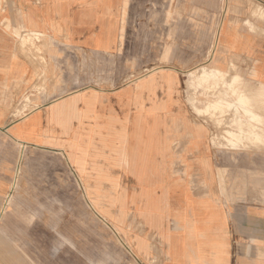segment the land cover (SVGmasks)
<instances>
[{
    "label": "crops",
    "instance_id": "crops-1",
    "mask_svg": "<svg viewBox=\"0 0 264 264\" xmlns=\"http://www.w3.org/2000/svg\"><path fill=\"white\" fill-rule=\"evenodd\" d=\"M11 5L24 28L49 40L48 86L36 91V67L0 30V213L21 147L66 149L65 160L77 175L96 149V132H106L115 164L134 174L141 188L157 183L133 208L142 232L130 244L143 264H264V149L213 146L209 127L193 123L181 105L176 70L196 65L208 51V68L264 87V0ZM135 18L142 21L140 47L122 40ZM150 28L161 68L134 84L96 87L99 61L110 64L113 77L125 75L136 53L148 49ZM22 95L30 100L23 110ZM166 164L193 165L203 186L187 185L189 171L171 176Z\"/></svg>",
    "mask_w": 264,
    "mask_h": 264
},
{
    "label": "rangeland",
    "instance_id": "rangeland-1",
    "mask_svg": "<svg viewBox=\"0 0 264 264\" xmlns=\"http://www.w3.org/2000/svg\"><path fill=\"white\" fill-rule=\"evenodd\" d=\"M0 13L3 16L0 30L16 46V53L36 67V91L46 92L48 57L44 44L49 40L20 24L11 0H0ZM261 17L264 18V14ZM141 22L139 18L129 20L132 28L127 35H122V40L126 38L140 47ZM153 31L150 28L151 35L145 34L148 49L136 53L138 62L134 60L125 75L115 78L107 61L101 60L100 64L97 61L96 87L134 84L155 74L163 60L156 59ZM202 55L196 65L176 69L181 105L189 118L193 123L209 127L213 146L247 151L264 149V87H257L244 77L238 78L221 68L218 70L222 73L201 75L202 69L211 70L209 52ZM201 65L206 68H199ZM190 69L194 71L188 79L185 71ZM237 96H244L245 103L259 120H251V113L237 106ZM218 98L224 106L205 108L208 102ZM18 103L22 110L30 107L27 95H22ZM109 135L111 133L96 132V149L90 150L84 173L77 175L65 160L62 151L66 149L20 148L10 189L4 197L7 203L0 213V264H143L133 254L130 244L131 237L142 232V224L133 208L142 198L141 193L155 189L157 183L141 188L134 174L116 165L109 152L114 148L107 142ZM149 135L155 136V133ZM138 165L140 167L141 163ZM187 166L166 164L165 168L171 176L189 171L185 175L189 178L187 185L203 186L193 174L196 171L193 165ZM220 183L224 185V181H219L222 186ZM245 187L251 189L252 181H245ZM157 258L156 255L154 260Z\"/></svg>",
    "mask_w": 264,
    "mask_h": 264
},
{
    "label": "bare ground",
    "instance_id": "bare-ground-1",
    "mask_svg": "<svg viewBox=\"0 0 264 264\" xmlns=\"http://www.w3.org/2000/svg\"><path fill=\"white\" fill-rule=\"evenodd\" d=\"M138 62V61H137ZM206 68V67H205ZM198 70V69H197ZM196 72V71H195ZM197 73V72H196ZM222 73L220 70H218L217 68L213 67L211 68V70H206V69H202L201 70V75H209V74H219ZM193 74L191 71L189 72V75ZM224 74V73H223ZM211 78V77H210ZM219 78V77H218ZM240 78V77H239ZM199 79V78H198ZM216 79V78H215ZM240 80V79H239ZM201 82V81H200ZM234 88V87H233ZM235 89V88H234ZM237 89V88H236ZM242 91V90H241ZM262 92H264V88L262 90ZM238 93V91L236 92ZM243 95V94H242ZM249 101V100H248ZM251 101V100H250ZM246 100L244 98V96H237V106L240 105L241 108H243L246 112L251 113V120H259V116L257 114H253V112L251 111V108L249 106V104L245 103ZM227 105H232V103L230 104L229 102H224ZM252 103V102H251ZM224 106L222 99L218 98L213 100L212 102H208L207 105L205 106V108H215L218 106ZM233 111V110H232ZM243 111V110H242ZM239 128V127H238ZM242 133V132H241ZM247 135V134H246ZM240 136V135H239ZM261 136V135H260ZM242 138V137H241ZM228 139V138H227ZM232 140V139H231ZM241 140V139H240Z\"/></svg>",
    "mask_w": 264,
    "mask_h": 264
}]
</instances>
